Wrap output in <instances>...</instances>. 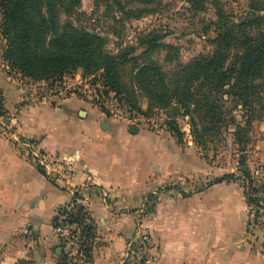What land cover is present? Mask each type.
Returning <instances> with one entry per match:
<instances>
[{
    "label": "crops",
    "instance_id": "crops-1",
    "mask_svg": "<svg viewBox=\"0 0 264 264\" xmlns=\"http://www.w3.org/2000/svg\"><path fill=\"white\" fill-rule=\"evenodd\" d=\"M17 87L0 73L14 134L0 130V264H60L56 230L71 191L94 227L90 238L78 229L88 264H264L243 186L213 184L224 174L193 143L131 132L74 97L22 105ZM28 143L51 159L46 177Z\"/></svg>",
    "mask_w": 264,
    "mask_h": 264
},
{
    "label": "rangeland",
    "instance_id": "rangeland-1",
    "mask_svg": "<svg viewBox=\"0 0 264 264\" xmlns=\"http://www.w3.org/2000/svg\"><path fill=\"white\" fill-rule=\"evenodd\" d=\"M53 3L60 28L71 26L94 37L104 55L116 61L120 89L115 90L104 69L98 67L100 54H95V59H89L86 54L87 60L76 70L29 79L5 58L8 42L2 35L0 12V73L18 86L22 105L33 104L32 100L37 104L41 97L49 95L47 102L58 104L52 98L58 90H63L65 98L74 97L102 109L107 118L124 120L129 128L167 131L175 123L183 136V146L187 142L195 143L189 119L193 114L187 113L173 97L174 77L180 67L213 51L215 27L221 22L243 24L240 29L245 35L250 31L264 33V0H202L199 4H192L191 0H53ZM42 14L45 15V8ZM51 39L52 35L47 33L45 43L49 45ZM235 55L236 51H231L226 64ZM145 67H153L146 79ZM253 83L254 87L246 91L245 106L244 99L235 95L239 91L226 87L222 97L223 125L217 135L204 138L203 148L195 146L215 172L231 174L230 181L243 186L249 199L250 225L264 230V69ZM159 96L167 97V103H161ZM189 110L193 112V107ZM7 114L0 89V130L10 138L13 128ZM34 147L38 148L36 143ZM39 151L47 156L40 147ZM69 203L65 208L69 212L82 207L74 199ZM58 226L67 227L75 241L69 254L63 252L60 264H88V251L80 249L77 227L67 219Z\"/></svg>",
    "mask_w": 264,
    "mask_h": 264
},
{
    "label": "trees",
    "instance_id": "trees-1",
    "mask_svg": "<svg viewBox=\"0 0 264 264\" xmlns=\"http://www.w3.org/2000/svg\"><path fill=\"white\" fill-rule=\"evenodd\" d=\"M200 1L202 0H191L192 4H199ZM43 8L45 15L42 14ZM0 12L3 18L2 35L8 42L5 58L29 79H42L76 70L87 60L86 54H89V59H95V54H100L97 59L98 67L104 69L111 86L115 90L120 89L116 61L104 55L106 53L96 45L94 37L71 26L60 28L53 0H0ZM242 27L243 24L221 22L215 27L217 34L213 51L180 67L174 77L176 81L173 97L187 113L197 117L191 115L189 119L194 143L199 148L204 147V138L217 135L224 123L222 97L226 93V87L238 90L239 93L235 95L244 99L245 106L248 104V87H254L253 81L264 69V33L255 34L250 31V34L245 35L240 29ZM47 33L52 35L49 45L45 43ZM235 33L242 35L237 36ZM231 51H236V55L232 62L226 64ZM152 70L153 67H145V79ZM162 82V87L167 92L168 87L163 80ZM153 89L156 90L155 87ZM159 98L161 103H167V97ZM190 106L193 107V112H190ZM100 111L105 114L102 109ZM167 131L179 145H183V136L175 123ZM36 168L45 176L43 168ZM230 179L231 174L223 175L212 183L218 184ZM244 195L249 205L245 191ZM69 197L70 200L73 199L70 193ZM59 216L63 217L61 221L67 219L69 224L75 225L85 238L92 236L94 227L90 222L87 223L88 216L82 207L77 206L72 212L64 208L59 211ZM55 227L57 224H54ZM56 237L61 248L59 259L63 260V245L57 234ZM88 252L87 259L90 261Z\"/></svg>",
    "mask_w": 264,
    "mask_h": 264
},
{
    "label": "built area",
    "instance_id": "built-area-1",
    "mask_svg": "<svg viewBox=\"0 0 264 264\" xmlns=\"http://www.w3.org/2000/svg\"><path fill=\"white\" fill-rule=\"evenodd\" d=\"M62 93H63V90H61V91L58 90L55 93V96L52 98V101H54V102H58L59 101L60 102L62 99H64L65 97H64V95H62ZM49 97H50V95H49ZM49 97H46V96L41 97V103H47V100H49L47 98H49ZM32 102L34 104L35 101L32 100ZM13 135L14 134H11V137ZM28 145H29V148L34 153L32 156L35 158V160L37 161L36 163H38L39 166H41L43 169H45L44 168L45 167L44 164H49L50 165V163H52L51 159L47 160V163L43 160L42 157H45V156L41 155V152L39 151V148H35L34 147V143H28ZM39 159H42L43 163ZM69 193L72 196V198L74 199V196H75L76 193H74L72 191L69 192ZM56 233L61 239V244L63 245V252L65 254H69V251H70L71 247H73L74 244H75L73 234L68 230L67 227H60V226L57 227Z\"/></svg>",
    "mask_w": 264,
    "mask_h": 264
},
{
    "label": "water",
    "instance_id": "water-1",
    "mask_svg": "<svg viewBox=\"0 0 264 264\" xmlns=\"http://www.w3.org/2000/svg\"><path fill=\"white\" fill-rule=\"evenodd\" d=\"M81 114H83V112H81ZM136 130L135 129H131V132H135ZM58 251H61V249H58Z\"/></svg>",
    "mask_w": 264,
    "mask_h": 264
}]
</instances>
